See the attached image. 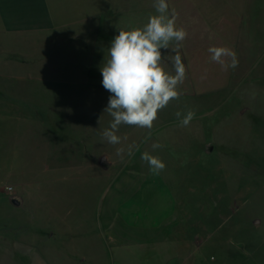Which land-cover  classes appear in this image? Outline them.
<instances>
[{"label":"rangeland","instance_id":"374dc122","mask_svg":"<svg viewBox=\"0 0 264 264\" xmlns=\"http://www.w3.org/2000/svg\"><path fill=\"white\" fill-rule=\"evenodd\" d=\"M167 3L188 33L179 47L182 94L159 112L150 135L121 125L113 145L101 135L112 117L100 69L119 29L156 14L154 0H0V264L24 251V238L34 243L32 261L45 224L82 231L74 253L104 264L94 245L115 243L118 230L125 240L143 238L141 224L154 222L156 239L170 231L157 262L226 256L229 264H264V0ZM210 46L234 50L238 66L210 62ZM188 110L196 116L182 127L175 113ZM153 143L163 147L153 151ZM145 151L164 162L162 172L141 160ZM133 198L142 212L134 225L122 223L114 217L119 201L131 210ZM55 237L59 264H74L68 239Z\"/></svg>","mask_w":264,"mask_h":264},{"label":"clouds","instance_id":"9594fccd","mask_svg":"<svg viewBox=\"0 0 264 264\" xmlns=\"http://www.w3.org/2000/svg\"><path fill=\"white\" fill-rule=\"evenodd\" d=\"M154 15L142 27L130 30L119 29V34L111 41L108 58L100 69L102 86L109 96L107 112L112 121L101 133L102 138L110 144L121 142L117 135L121 125L152 129L161 110L181 96L180 85L186 79V67L182 61L179 47L188 33L183 27L176 26L175 14H169L167 0H154ZM175 42V47H171ZM171 48L174 56L162 57L161 49ZM210 62L217 63L224 71L238 66L237 54L225 46L208 48ZM171 61L170 72L167 63ZM179 125L187 127L196 113H175ZM163 145L153 143V151ZM123 149H118V154ZM132 154L131 148L129 155ZM141 160L146 162L153 174L162 172L166 165L157 156L145 151Z\"/></svg>","mask_w":264,"mask_h":264},{"label":"crops","instance_id":"0c3cea01","mask_svg":"<svg viewBox=\"0 0 264 264\" xmlns=\"http://www.w3.org/2000/svg\"><path fill=\"white\" fill-rule=\"evenodd\" d=\"M89 32V31H88ZM87 32V33H88ZM86 33V34H87ZM85 34V36H86ZM136 198H133V200L131 201L132 203V209L128 210L127 206L124 207V201L121 199L119 201V205L120 207L116 209L115 215L114 217L117 220H121L123 221L122 223H124V221L131 219V225H134V221L137 219L138 215L141 214V210L138 208V210L136 209V205L135 203L139 201H136ZM149 204V202H148ZM147 204V205H148ZM139 211V212H138ZM144 213V212H143ZM104 213L101 212L100 215H103ZM107 214V213H106ZM101 216V217H102ZM141 218V217H139ZM125 221V222H126ZM83 222V220L79 221L76 223L75 226H79L81 225V223ZM127 224H129L128 222H126ZM138 223V222H137ZM89 224H90V218H89ZM139 224H141L139 222ZM45 224L44 226L40 227L41 229L38 230L37 232V240L36 243L37 245H39V243L41 244V248H38L37 246V254L36 257L32 259V261H28V251H32V247H33V242L26 240L25 238L23 239V241L21 240L22 246L24 251H20L21 254L18 253H12V257L9 258L8 260L11 262V264H59L58 261H60L59 258H57L56 254L58 252H61L63 245L62 244H56V235H60L62 234V236H64L65 238H67L69 242H67V244H64V249H65V253H67V257L70 261H73L74 264H83L85 260L89 259V260H94L93 263L95 264H100V262L98 261V259H95L93 257H91L90 255H87L86 252L84 251H79L81 252V257H77L76 254L78 253H74L77 250H73V248L77 247V243L79 241L78 236H82L84 237V233L82 231H78L76 229V227L73 230H58L57 229H52L49 228V226H47ZM141 224L140 228L143 229L144 233H139L140 235H143V238H139L136 237L134 239H132L131 241L129 240H125L122 236V234H125L124 231H120L118 230V234L121 237H115V243H111V244H106L104 246H101L100 243H98L97 245H94V247L96 246L97 249L98 247H100V252L101 255H103V261L104 264H106V260L109 259V264H163V262L160 260H154L156 259V255H157V251H159L160 248H162L163 244H165V239H167L169 232H162V237L159 239H156L155 232H152L153 229L156 228V223H152L151 225H145ZM117 228L120 229V225L117 223ZM123 228V227H122ZM22 233V232H21ZM127 234V233H126ZM139 235V236H140ZM113 236V235H112ZM76 237V239H75ZM165 238V239H164ZM112 241V240H111ZM226 242V241H225ZM225 242H223V249L222 254H227L228 256V252L229 251L227 249L228 246L225 245ZM174 243L172 242L169 244L168 248L171 247V249L173 251H175V247H174ZM219 245V244H218ZM147 248L146 250H148V254L143 253V249ZM221 247V246H219ZM73 252V254H69ZM23 253V254H22ZM40 254V255H39ZM226 258V256H224V258L222 260H218L216 261L215 264H226V262H228V264L230 263L229 259L228 260H224ZM73 259V260H72ZM80 260V261H78ZM177 261V260H176ZM215 261V260H214ZM214 263V262H213ZM103 264V263H101ZM196 264H198L196 262ZM201 264V263H200Z\"/></svg>","mask_w":264,"mask_h":264}]
</instances>
